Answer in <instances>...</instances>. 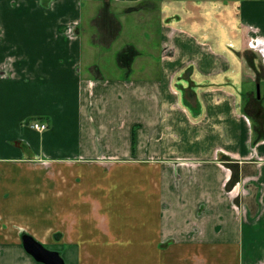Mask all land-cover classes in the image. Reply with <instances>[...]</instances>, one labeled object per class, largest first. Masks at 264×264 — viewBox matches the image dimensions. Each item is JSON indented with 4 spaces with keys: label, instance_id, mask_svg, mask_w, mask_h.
<instances>
[{
    "label": "crops",
    "instance_id": "obj_1",
    "mask_svg": "<svg viewBox=\"0 0 264 264\" xmlns=\"http://www.w3.org/2000/svg\"><path fill=\"white\" fill-rule=\"evenodd\" d=\"M242 28L264 37V0H0V264H44L23 233L64 264H264Z\"/></svg>",
    "mask_w": 264,
    "mask_h": 264
},
{
    "label": "rangeland",
    "instance_id": "obj_2",
    "mask_svg": "<svg viewBox=\"0 0 264 264\" xmlns=\"http://www.w3.org/2000/svg\"><path fill=\"white\" fill-rule=\"evenodd\" d=\"M15 1V0H14ZM180 0H178L179 2ZM201 1H206V0H201ZM207 1H211V0H207ZM218 1H223V0H218ZM225 1H232V0H225ZM16 2L19 4L20 0H16ZM81 16L82 14H85V7L83 6L81 9ZM212 14L210 16V18L212 17V21L211 24H209V27L207 29V31H209V33L206 34L205 37L201 38L202 40L207 41L208 45L214 52H217V49L215 48V38L213 35V30H215L218 26L220 28L219 25V17H220V11L218 9H213L210 11ZM196 12H194V10L192 11V15H195ZM223 13V11H222ZM192 15H189V17H192ZM230 19V18H229ZM156 20L154 21V23H156ZM263 21H261L262 23ZM153 23V24H154ZM222 24V23H221ZM149 23H143L139 29H144V31L148 32L149 30ZM222 26V25H221ZM72 25H65V34L68 35H73V31L76 30H71ZM223 28H225V30L227 29V32H229V28H227V24L226 26H223ZM258 28V27H257ZM243 29V39H242V50L239 52L241 54V57L243 58L242 64H241V71H242V78H247V79H252V81L245 82L244 83V87L248 86L250 87V99H251V114L253 118H256L257 120L260 121H264V37H259L258 36V40L256 41V46H253L254 41H251V36L254 35V30L252 28H247V30ZM211 31V32H210ZM89 29L87 28V33H85L83 35V46H82V50H83V57H82V65H87L88 63H92L93 61L98 62L99 66L102 68V70L104 69L105 72L108 71V73L110 72L109 68H110V63H111V56L109 55H104V49L102 46L99 45H95L94 48H90L93 44L89 39ZM228 34V33H227ZM139 37L140 35L137 34ZM204 35V34H203ZM69 39H72L71 37ZM157 41L156 39H153V41L151 42H147L146 45L144 46L145 49L148 48H156L157 47ZM122 42V41H119ZM141 43V42H140ZM228 46H230L228 43L226 44ZM237 46V45H236ZM231 47V46H230ZM193 49V48H191ZM221 50V49H220ZM90 51L91 52H97L98 54H100V56H96L95 58H91L90 56ZM156 51V49H155ZM223 51V50H221ZM225 51L228 52V50L226 49ZM219 52V51H218ZM258 81V82H257ZM256 82L259 83V98H257V91H256ZM188 89L187 85L185 87L184 93L185 91ZM242 101V100H241ZM240 101V103H241ZM242 104V103H241ZM260 112L258 117H255V114L258 112ZM252 118V119H253ZM34 123V122H33ZM46 248L52 250L51 248H49L47 245H44Z\"/></svg>",
    "mask_w": 264,
    "mask_h": 264
},
{
    "label": "water",
    "instance_id": "obj_3",
    "mask_svg": "<svg viewBox=\"0 0 264 264\" xmlns=\"http://www.w3.org/2000/svg\"><path fill=\"white\" fill-rule=\"evenodd\" d=\"M257 97L259 98V83H256ZM22 244L25 251L36 261L44 264H64L63 258L55 250H50L43 246L33 236L27 233L21 235Z\"/></svg>",
    "mask_w": 264,
    "mask_h": 264
},
{
    "label": "built area",
    "instance_id": "obj_4",
    "mask_svg": "<svg viewBox=\"0 0 264 264\" xmlns=\"http://www.w3.org/2000/svg\"><path fill=\"white\" fill-rule=\"evenodd\" d=\"M255 44L252 43L253 46H256V42H254ZM31 127L38 130V131H42L46 129V124L45 123H38V122H34L31 124Z\"/></svg>",
    "mask_w": 264,
    "mask_h": 264
}]
</instances>
